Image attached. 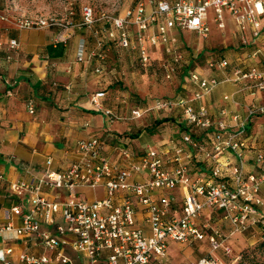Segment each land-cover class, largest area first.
Listing matches in <instances>:
<instances>
[{
  "label": "built area",
  "instance_id": "1",
  "mask_svg": "<svg viewBox=\"0 0 264 264\" xmlns=\"http://www.w3.org/2000/svg\"><path fill=\"white\" fill-rule=\"evenodd\" d=\"M209 8L214 9V19L219 27H225L224 11L228 10L237 23L249 22L256 37L261 34L264 0H133L125 16L103 13L97 18L94 9L88 5L83 6L82 14L84 23L89 26L101 19L117 28L119 44L124 48L131 47L129 26H135L141 60L147 63L150 55L145 41L169 43L168 33L174 27L193 30L207 37L210 32L206 21ZM154 23L157 31L146 34ZM17 24L23 29L66 25L57 18L38 16L19 17ZM11 45L17 46L18 42L12 40ZM83 57L84 51L80 49L78 58L82 60ZM183 59L182 53H177L174 58L175 62ZM209 65L223 68L228 65V60H211ZM189 77L199 87L192 98L157 100L155 107L181 106L188 124L207 130L216 127V143L206 156L218 161L224 152L230 151L243 164L245 151L249 148L242 137L246 122L235 115L236 125L230 131L223 120L215 121L211 117L207 106L195 108L193 102L213 90L219 80L197 72H192ZM228 79L252 80L257 88L264 90V70L257 67L237 68ZM103 96L104 92H98L93 102L110 119L120 118L110 108L103 107L100 101ZM29 109L34 112L32 103ZM222 113L225 114L226 110ZM132 114L140 117L142 112L136 108ZM258 114H264V104L249 107V117ZM224 134L228 136L226 139ZM184 142L191 148L200 145L189 133L184 136ZM123 149L122 161H111L100 138L82 139L77 144L81 158L65 170L47 169L31 180L11 181L10 190L18 196L27 195V204L6 210V222L0 231H16L20 236L34 235L52 253L25 251L19 254V263L5 259L3 264H75L67 249L72 250L75 259L82 264H151L154 261L171 264L168 258L170 242L191 245L208 239L213 252L232 251L221 230L208 221H201L207 209L221 211L223 219L231 222L236 230H245L256 223L264 225V211L259 209L262 204L259 194L264 185V150L257 154V162L262 168L260 173L246 174L237 169L229 181L222 179L219 166L210 174L191 175L193 154L183 146L177 147L172 157L154 148L141 154ZM137 175H143L144 179L136 180ZM3 178L0 172V180ZM45 187L64 188L70 192V197L64 201L51 199L44 193ZM100 187L106 192L102 198L87 200L73 196L77 188ZM14 216L21 218L19 226L15 225ZM5 252L11 254L13 249L7 248ZM187 264H220V261L216 255L210 254Z\"/></svg>",
  "mask_w": 264,
  "mask_h": 264
},
{
  "label": "crops",
  "instance_id": "2",
  "mask_svg": "<svg viewBox=\"0 0 264 264\" xmlns=\"http://www.w3.org/2000/svg\"><path fill=\"white\" fill-rule=\"evenodd\" d=\"M148 8L150 9L151 6ZM125 14L119 16H125ZM211 15L215 17L213 8H209L206 19L210 27L209 34H213L210 23ZM19 17L10 7L8 0H0V119L2 121L0 172L4 175V178L0 180V227L6 222V210L16 205L25 206L27 204V195L14 194L10 190V182L31 180L39 177L47 169L58 172L65 170L81 158V154L77 152V144L82 139L100 138L104 146H109V150L104 149L109 156L113 155L118 148H128L136 154H141L163 140L158 150L172 157L177 147L183 146L186 150H192L184 142V136L190 131L195 133L194 138L201 146L206 145L207 150L213 149L216 143L217 128L207 130L188 124L181 106L164 109L168 112H177L179 135L168 134L162 139L156 138L159 139L158 142L151 139L144 142L146 137L141 130L130 134L131 126L129 127L128 121L123 118L110 119L93 102L95 94L104 92V96L100 98L103 107L116 112V109L108 106L109 91L102 77L107 55L102 52L95 54L87 45L84 57L80 60L77 54L80 39L73 30L61 31L56 27L23 29L17 24ZM214 17L213 21L217 23ZM260 18L262 31L256 37L254 27L249 22L239 24L230 11H224L225 27L221 28L217 24L218 30L213 34L216 43L220 42L218 36L223 35L222 29L235 27L236 33L239 34L240 40L245 43L247 49L245 48L241 53L232 51L229 57L218 56L215 52H210L207 58L208 63L209 60L226 58L228 65L222 68L211 67L208 64L209 68L205 69L202 76L221 79V81L208 94L193 102L195 108L200 105L207 106L211 117L215 121L223 120L230 131L236 125L233 118L235 115L242 120L248 116V108L251 104H264V90L257 88L254 81L228 79L237 68L257 67L264 70V17ZM111 27L116 32L112 40L117 41L120 46L118 40L120 32L114 26ZM133 29L129 30L130 49L139 52L140 56V43L136 39L137 28L133 26ZM156 31L157 24L154 23L146 34H153ZM168 34L171 38L169 43L152 44L149 40L145 41L150 54V62L147 64H151L155 59H172L177 53L185 54L187 58H190L189 61L199 59L201 53L203 55L204 48L197 50L198 52L189 48L192 41L202 43L205 38L196 31L174 27ZM12 40H16L18 45L12 46ZM103 46L105 44L102 41L100 47L103 48ZM157 52L161 53L159 58L153 56ZM190 67L187 64L183 69L178 91L166 97L185 99L193 97L199 87L189 77L192 72H196V67L192 66L191 69ZM170 70L173 72L174 68L170 67ZM31 103L34 107L33 113L29 109ZM120 105L121 103L118 102L116 108ZM223 110H226L225 114L222 113ZM165 119L164 121H168L171 118ZM251 121H254V118L248 121V128ZM182 125L186 126L189 131L183 129ZM227 137V134H224L223 138ZM128 140L133 147L128 144ZM206 152L192 153L191 175L210 174L215 167L219 166L222 179L231 181V176L239 166L237 156L227 151L220 156L218 161H215L209 159ZM253 157L252 162L250 159ZM49 159H51L50 163H48ZM245 159L248 162L246 167L251 163L254 165L256 163L258 165V167L255 165L256 170L259 173L262 171L255 151L246 153ZM116 160L122 161L121 155ZM135 179L143 180L144 176L137 175ZM76 190L73 193L76 199L92 200L106 195L102 187L80 188L79 192ZM44 193L49 198L58 201H64L70 197V192L64 188L45 187ZM13 221L16 226L21 224V218L18 216H14ZM201 221H208L214 225L221 223L229 228L233 226L231 222L223 219L221 211L212 208L205 211ZM205 241L209 243L208 239L191 245L170 242L169 249L171 243L177 244L178 249L183 250L192 245L201 246ZM7 248H12L13 252L6 254ZM25 251L32 254L52 253L34 235L20 236L16 231H0V264H3L5 259L19 263V254ZM67 254L75 260V264H82L81 261L75 259L72 250L67 249ZM194 258L185 263L169 260L171 264H187L195 260ZM151 264L160 263L154 261Z\"/></svg>",
  "mask_w": 264,
  "mask_h": 264
},
{
  "label": "rangeland",
  "instance_id": "3",
  "mask_svg": "<svg viewBox=\"0 0 264 264\" xmlns=\"http://www.w3.org/2000/svg\"><path fill=\"white\" fill-rule=\"evenodd\" d=\"M8 3L20 17L38 16L49 19L57 18L62 21L66 24L65 26L52 25L50 27H56V29L61 31H66L68 29L73 30L80 39L77 54L80 49L85 52L88 45L95 54L102 52L107 55L102 77L109 91V99L107 100L109 102L108 106L113 107L114 110L116 109L115 114H119L118 116L120 118L129 122V127L131 126L129 131L130 134L141 130L146 137L144 142L150 139L154 142H158L159 139L156 138L159 137L162 139L168 134L179 135V122L176 121L178 118L177 112H168L164 109H158L155 107V102L157 100L166 99L168 98L166 96H172L178 91L177 89L182 77V71L187 64H189V67L191 66L190 69L192 66L196 67L195 71L203 75L205 69L209 68L208 64L211 60H209L208 63L207 58H209L210 52H215L218 56L226 55L229 57L230 52L235 51L241 53L246 48L245 43L240 40L239 34L236 33L235 27L230 29L226 27L222 29L221 32L223 35L218 36L220 42L216 43L213 34L218 30V27L217 23L213 21L214 15H211L210 23L213 34H209L205 37L202 43L192 41L189 47L196 50V52L204 48V53L203 55L201 53L199 59L189 61L190 58H187L186 55L182 53L184 56V61L182 62H175L174 57L167 60L155 59L151 64H147L141 60L139 52L130 48L120 47L117 41L112 40L113 36H116V32L110 24L98 19L92 26H89L84 23L83 19L82 8L85 5L91 6L94 9L97 18L103 13L119 16L125 14L126 10L132 6L133 0H8ZM129 30H134L133 26H129ZM102 41L103 44H105L103 48L100 47ZM153 56H158L159 58L161 53L157 52L153 54ZM170 67L174 68L173 72L170 70ZM220 81L221 79L219 83ZM118 102H120L121 105L116 108ZM251 105L260 106L263 104L258 105L254 103ZM136 108L140 109L142 112L140 117H134L132 114V110ZM119 111L122 112L120 113ZM165 118L171 119L164 121ZM252 118H254V121H251V125L248 128V121ZM160 120L161 122H159ZM242 121L246 122V131L242 137L246 139L249 145V151H245V154L251 151H255V154H258L260 151L264 150V114L251 117L246 116ZM128 144L133 147L129 140ZM162 144L163 140L152 148L159 149ZM104 149L107 151L110 148L108 145H105ZM207 149L206 145L201 146L200 144L198 147H192L190 151L194 154H199L200 152H208L209 150ZM123 151V148H118L116 152L110 156L111 161H117L116 159ZM243 158V164L240 159L237 158L239 164L238 170H242L246 174L255 171L259 173L256 170V166L258 167L256 163V166L254 163H251L246 167L248 162L245 159V155ZM250 160L253 162L254 157ZM78 189L80 188H77V192H79ZM259 197L262 202V204L259 205V209L263 212L264 185L260 190ZM212 226L218 228L226 235V243L232 248L230 253H226L222 250L213 252L211 246L206 241L201 244V246L192 245L183 250H179L177 244L171 243V247L168 251V258L176 263H185L194 257V259H197L196 257L214 254L218 257L220 264H264L263 223H256L242 231L236 230L233 226L229 228L221 223H218V225L212 224Z\"/></svg>",
  "mask_w": 264,
  "mask_h": 264
},
{
  "label": "trees",
  "instance_id": "4",
  "mask_svg": "<svg viewBox=\"0 0 264 264\" xmlns=\"http://www.w3.org/2000/svg\"><path fill=\"white\" fill-rule=\"evenodd\" d=\"M164 120H166V119H164ZM159 122H161V120ZM182 127H183V129H187L189 131V129L186 126L182 125ZM189 134H191L193 137H195V133L189 131ZM260 211H262V210L260 209ZM263 229H264V226H263Z\"/></svg>",
  "mask_w": 264,
  "mask_h": 264
}]
</instances>
